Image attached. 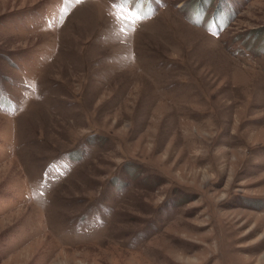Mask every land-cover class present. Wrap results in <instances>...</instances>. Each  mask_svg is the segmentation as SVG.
<instances>
[{
	"label": "rangeland",
	"instance_id": "374dc122",
	"mask_svg": "<svg viewBox=\"0 0 264 264\" xmlns=\"http://www.w3.org/2000/svg\"><path fill=\"white\" fill-rule=\"evenodd\" d=\"M0 264H264V0H0Z\"/></svg>",
	"mask_w": 264,
	"mask_h": 264
}]
</instances>
